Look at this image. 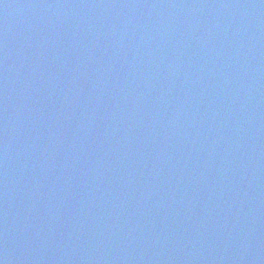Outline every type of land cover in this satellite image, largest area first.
Here are the masks:
<instances>
[{
	"label": "water",
	"instance_id": "obj_1",
	"mask_svg": "<svg viewBox=\"0 0 264 264\" xmlns=\"http://www.w3.org/2000/svg\"><path fill=\"white\" fill-rule=\"evenodd\" d=\"M0 264H264V0H0Z\"/></svg>",
	"mask_w": 264,
	"mask_h": 264
}]
</instances>
